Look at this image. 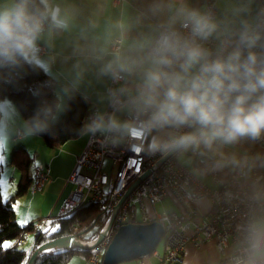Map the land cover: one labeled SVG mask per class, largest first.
Here are the masks:
<instances>
[{"label":"clouds","instance_id":"obj_1","mask_svg":"<svg viewBox=\"0 0 264 264\" xmlns=\"http://www.w3.org/2000/svg\"><path fill=\"white\" fill-rule=\"evenodd\" d=\"M28 69L55 99L28 120L0 100V150L80 95L81 138L175 161L196 200L233 214L208 264H264V0H0V84Z\"/></svg>","mask_w":264,"mask_h":264},{"label":"built area","instance_id":"obj_2","mask_svg":"<svg viewBox=\"0 0 264 264\" xmlns=\"http://www.w3.org/2000/svg\"><path fill=\"white\" fill-rule=\"evenodd\" d=\"M31 160L33 172L29 192L36 195L43 192L49 180V170L36 163V154L31 157ZM159 160V158H148L142 153L137 155L123 147L102 148L96 141L87 139L68 179L71 190L62 203L56 218L70 217L79 209L99 203L103 199L107 201L104 213L109 214L110 217L114 206L127 188L149 169H156L129 194L119 208L110 230L105 232L108 218L99 231V234L105 232L104 239L89 251L90 254L84 264H103V254L118 229L131 223L145 225L156 221L163 225V251L159 253L155 250L152 254L160 264H181L183 253L189 245L198 250L205 243L211 242L218 252L219 245L230 234L233 214L222 204H217L203 215H199L192 205L201 201L196 200L192 193L184 188L187 182L184 170L170 159L164 161L160 166H156ZM105 161L111 162L110 171L107 173L103 168ZM208 190L211 191L210 188ZM168 197L172 198L176 205L184 208L185 211L182 214L167 211L158 215L156 205ZM198 217L200 221H196ZM34 225L35 229H41L43 232H47L50 227L43 223V226L40 227L38 222H35ZM58 229L59 226L55 225L51 227L48 234L52 235ZM73 231L76 232L77 227ZM82 236L76 237L73 234L75 239L81 241H83ZM97 238L98 236L88 242H94ZM76 250L80 249L77 248L73 251ZM135 264H144L143 258L137 260Z\"/></svg>","mask_w":264,"mask_h":264},{"label":"trees","instance_id":"obj_3","mask_svg":"<svg viewBox=\"0 0 264 264\" xmlns=\"http://www.w3.org/2000/svg\"><path fill=\"white\" fill-rule=\"evenodd\" d=\"M48 79V76L42 71L28 69L21 74L15 83L0 84V100L5 98L9 100L17 108L21 118L28 120L35 115L42 101L52 102L55 99L53 90L45 86ZM36 89H42L43 95L34 96L33 91ZM90 112L89 102H85L80 95H77L69 102L68 110L64 113V121L54 124L50 131L41 133L38 137L42 139L48 149H60L69 141L80 137L78 130L82 127L86 116ZM32 156L24 149H17L13 153L11 165L20 174L17 192L8 200L3 201L0 189V264H27L31 255L39 246L55 239L70 236L75 227H77V233H83L81 238L83 241H92L98 236L99 231L109 218V214L104 213L107 201L103 199L99 203L90 204L79 209L68 218L54 217L51 227L58 225L57 232L50 236H47V232L36 233L33 247L28 253L26 250L19 249V245L23 243L25 237L28 234L33 235L35 233L34 223L37 222L33 221L25 225L19 224L14 210L16 199L29 192L32 178V176H29V169L33 165ZM43 166L48 168L45 165ZM2 173L3 166L0 163V182ZM5 243L10 246L4 248ZM89 254V251L76 250L51 256L45 255L38 258L35 264H62L65 257L71 258L74 255H83L87 258Z\"/></svg>","mask_w":264,"mask_h":264},{"label":"crops","instance_id":"obj_4","mask_svg":"<svg viewBox=\"0 0 264 264\" xmlns=\"http://www.w3.org/2000/svg\"><path fill=\"white\" fill-rule=\"evenodd\" d=\"M89 106L90 110L92 111L91 103H89ZM87 139L88 138L79 137L75 140L69 141L60 149L50 150L44 145L41 138L35 136L28 140H23L15 143L7 152L1 150L0 155L2 161L0 163L3 166V173L1 175L0 189L2 197L3 192H5L6 198L10 196L12 197L17 192V187L20 182V174L15 169V167L11 165L12 155L17 149L26 150V152L30 156L36 154V162L47 166L49 169V180L42 193L31 195L28 192L21 198L16 199V201L14 202L15 216L19 224L25 225L29 222H38V220L41 221V219H50L47 224L51 227L54 217L56 218V215L62 203L71 190V185L68 182V179L74 170L78 156L85 147ZM110 166L111 162L105 161L103 164L104 171L105 168H110ZM32 172L33 167L29 169L30 177L32 176ZM209 188L211 189V187ZM192 206L197 210L199 215H203L208 210L207 205L203 202H199ZM178 210L179 212L173 208L168 211H174L177 214H182L185 211L184 208L179 206ZM196 221H200V218L198 217ZM35 233L31 235V249L34 243ZM23 243H26L25 239L23 240ZM161 243L162 241L160 242V244ZM217 255L218 252L211 242L205 243L198 250L189 245L183 253V261L181 264H208L209 259ZM83 257L84 259L78 260L76 264H84L86 257ZM136 261L137 260L128 263L135 264ZM143 261L144 264H160L159 261L154 257V255L144 257Z\"/></svg>","mask_w":264,"mask_h":264},{"label":"water","instance_id":"obj_5","mask_svg":"<svg viewBox=\"0 0 264 264\" xmlns=\"http://www.w3.org/2000/svg\"><path fill=\"white\" fill-rule=\"evenodd\" d=\"M164 160H159L156 166H160ZM149 169L141 177L137 178L125 191L123 196L114 206L105 232L109 231L112 223L117 215L119 208L124 203L129 194L134 188L144 180L153 170ZM105 232L98 235V238L94 242H83L75 239L73 236L63 237L55 239L48 243L39 246L29 258L27 264H35L37 259L41 256H51L55 254L65 253L73 251L74 249H80L82 251H90L95 248L105 237ZM83 235L80 233L75 235L76 237ZM164 237V228L160 222H152L149 224H126L121 226L113 239L109 243L103 255V264H119L128 263L135 260L151 256ZM76 246V247H74ZM60 248V249H58ZM55 249L53 252H47L48 250Z\"/></svg>","mask_w":264,"mask_h":264},{"label":"rangeland","instance_id":"obj_6","mask_svg":"<svg viewBox=\"0 0 264 264\" xmlns=\"http://www.w3.org/2000/svg\"><path fill=\"white\" fill-rule=\"evenodd\" d=\"M62 121H64V113L60 116V118H59V120H58V122H62ZM58 122H57V123H58ZM0 154H1V150H0ZM1 161H2V158H1V155H0V162H1ZM32 167H33V165H31L30 168H32ZM115 169H116V168H115ZM115 169H114V172H115ZM109 171H110L109 168H105V172H109ZM1 196H2V195H1ZM10 197H11V196H10ZM10 197L6 198L5 192H3V197H2L3 201L8 200ZM173 208L176 209V211L179 212V210H178V206L176 205V203L173 201L172 198L168 197V198L162 200L160 203H158V204L156 205V212H157L158 215H162V214L166 213L168 210L173 209ZM65 218H68V217H65ZM48 221H50V219H49V220H48V219H41V221H38V224L40 225V227L43 226V225H48V224H47ZM40 222H42L43 225H42V223H40ZM50 230H51V227H49V229L47 230V236H50V235L48 234ZM35 231H36L37 234H42V233H44L41 229L38 230L37 228L35 229ZM77 232H78V231L73 232L70 236H73V234H74V236L80 234V233H77ZM36 233H35V235H36ZM53 234H54V233H53ZM31 235H32V234H28V235L25 237V241H26V243H22V244H20V245H19V249L26 250L27 253L29 252V250H31V246H32V236H31ZM47 243H48V242H47ZM157 251H158L159 253H162V243L158 246ZM68 252H69V251H68ZM55 255H56V254H55ZM75 256L79 257V256H81V255H75ZM121 264H122V263H121ZM125 264H131V263H125Z\"/></svg>","mask_w":264,"mask_h":264},{"label":"snow or ice","instance_id":"obj_7","mask_svg":"<svg viewBox=\"0 0 264 264\" xmlns=\"http://www.w3.org/2000/svg\"><path fill=\"white\" fill-rule=\"evenodd\" d=\"M9 246H10V245L7 244V243H5V244L3 245L4 248H8Z\"/></svg>","mask_w":264,"mask_h":264},{"label":"bare ground","instance_id":"obj_8","mask_svg":"<svg viewBox=\"0 0 264 264\" xmlns=\"http://www.w3.org/2000/svg\"><path fill=\"white\" fill-rule=\"evenodd\" d=\"M74 247H76V246H74ZM58 249H60V248H58ZM53 251H55V249H51V250H48L47 252H53Z\"/></svg>","mask_w":264,"mask_h":264}]
</instances>
